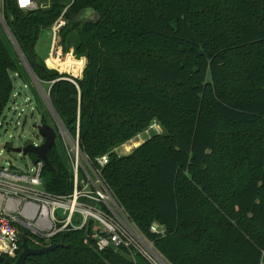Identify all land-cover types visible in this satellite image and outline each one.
I'll list each match as a JSON object with an SVG mask.
<instances>
[{"label": "trees", "instance_id": "16d2710c", "mask_svg": "<svg viewBox=\"0 0 264 264\" xmlns=\"http://www.w3.org/2000/svg\"><path fill=\"white\" fill-rule=\"evenodd\" d=\"M69 3L61 44L87 63L57 64L79 78L49 68L36 49ZM6 9L61 122L79 132L94 166L109 153L100 167L109 190L173 264H264V0H51L29 12L6 0ZM86 9L98 17L81 19ZM15 73L31 82L0 25V114ZM154 121L164 131L128 154L114 151ZM61 153L56 141L54 169L43 173L48 191L66 195L73 169ZM155 221L165 237L150 232ZM92 235L61 232L49 243L62 246L27 264H131L127 254L99 250Z\"/></svg>", "mask_w": 264, "mask_h": 264}, {"label": "built area", "instance_id": "2783aa9c", "mask_svg": "<svg viewBox=\"0 0 264 264\" xmlns=\"http://www.w3.org/2000/svg\"><path fill=\"white\" fill-rule=\"evenodd\" d=\"M15 4L19 9L29 12L41 8L49 9L51 0H15ZM71 4L67 5L50 27L52 44L45 58L49 68L60 70L59 66L51 65L49 61L53 58L63 61L65 50L61 45V31L67 25L65 16ZM0 25L11 40L30 77H34L27 58L9 26L6 0H0ZM15 76L18 79V73H15ZM41 87L40 82H37V91L52 114L71 163L73 190L66 195L48 191L45 188L43 172L46 167L43 160L33 161L31 167L20 168L11 161L2 163L0 158V254L11 261L16 260L23 250V234L27 235L28 242L31 240L39 247H43L47 244L40 240L44 239L50 245V240L61 232L86 229L93 232L92 236L99 250L111 248L116 252L122 251L127 254L131 264H141L138 256L142 258L143 264H173L156 247L154 240L143 233L128 217L109 190L100 169L109 162V153L98 157L97 166H94L81 151L79 132L77 131L75 137L70 134L56 114L49 93ZM19 94L21 92L14 89L9 104L13 102L16 105ZM30 101L31 97L27 96L25 102L28 104ZM34 109L33 106L32 110ZM150 126L159 127L157 122ZM150 232L165 237L167 227L155 221L150 226Z\"/></svg>", "mask_w": 264, "mask_h": 264}, {"label": "rangeland", "instance_id": "374dc122", "mask_svg": "<svg viewBox=\"0 0 264 264\" xmlns=\"http://www.w3.org/2000/svg\"><path fill=\"white\" fill-rule=\"evenodd\" d=\"M51 44H52L51 29L50 28L44 29L39 35V39L36 46L37 52L39 53V56L42 59L46 58L47 55L49 54V49L51 47ZM66 51L62 58V60L65 61H60L58 58H53L49 61L50 64L59 66V64H57L58 62L66 63L67 61L68 66L70 65V66L78 67L83 65L84 63H85L84 66H86L87 58L85 56H77L75 52V48L72 45L68 46ZM57 70L60 73L69 74L68 72H62L63 70H61V68L60 70L59 69ZM75 78H79V77L75 76ZM31 82L23 80L22 78H18L15 80V91L21 92V94H19L17 98V104L15 105L13 102H11L9 106H7V108H5L3 113L0 115L1 162L5 163L6 161H11L14 165L20 168L31 167L34 159L32 158L30 153L17 152L15 151V149L19 147H23L30 142L37 144L42 143L43 137L39 133L38 125L43 123L42 121L43 116H46L49 122H53L50 124L53 125V127H55L56 129L51 112L47 109L45 103L41 101L40 96L38 94L36 86H37V82L40 81L35 77H32ZM41 88L45 89L46 86L42 85ZM27 96L31 97V101L28 104L25 102V98ZM16 106H18L17 109ZM33 106L35 107L34 110H32ZM154 122L156 123L157 121ZM157 123L159 127L150 126L144 132L139 133L131 140L115 148L114 151L117 152V154L119 155L128 154L134 149L135 147L134 143L143 142L147 138L151 137L153 134L164 131L163 125H161L159 122ZM62 141L63 140L62 138H60V136L57 137V143L59 144V148L62 151L61 154L63 156V160H65L66 155L63 153L64 151L66 153V150L63 144L61 143ZM257 152L258 155H260L262 151L259 150ZM118 253L126 255L122 251H119ZM138 259L141 262V264H143V260L140 256H138Z\"/></svg>", "mask_w": 264, "mask_h": 264}, {"label": "water", "instance_id": "95a60500", "mask_svg": "<svg viewBox=\"0 0 264 264\" xmlns=\"http://www.w3.org/2000/svg\"><path fill=\"white\" fill-rule=\"evenodd\" d=\"M97 17H98V13L95 9H86L81 14V19H86V18L94 19ZM30 70L33 73L34 77L38 79L34 71L32 70V68ZM38 130L41 136L43 137V141L41 144L35 145L34 143L30 142L23 147L16 148L15 151L23 152V153H34L37 156V160L40 159L44 161L46 168L54 169V166L51 163L48 153H49V150L56 144L58 132L55 129V127H53V125L49 123H41L40 125H38ZM62 245H63L62 243H53V244L46 245L43 247L33 248L29 246L28 244L27 235L23 234L22 236L23 251L20 253L16 261L12 262L8 257L0 254V263L2 264H27V259L31 255L47 253Z\"/></svg>", "mask_w": 264, "mask_h": 264}, {"label": "bare ground", "instance_id": "6f19581e", "mask_svg": "<svg viewBox=\"0 0 264 264\" xmlns=\"http://www.w3.org/2000/svg\"><path fill=\"white\" fill-rule=\"evenodd\" d=\"M141 143H142V142H139V143L136 142V143H134V146L137 147V146L140 145ZM135 147H134V148H135Z\"/></svg>", "mask_w": 264, "mask_h": 264}]
</instances>
